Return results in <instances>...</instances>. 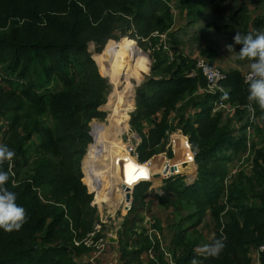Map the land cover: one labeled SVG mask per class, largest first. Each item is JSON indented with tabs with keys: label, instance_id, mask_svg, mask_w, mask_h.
<instances>
[{
	"label": "trees",
	"instance_id": "1",
	"mask_svg": "<svg viewBox=\"0 0 264 264\" xmlns=\"http://www.w3.org/2000/svg\"><path fill=\"white\" fill-rule=\"evenodd\" d=\"M172 2L193 18L201 16L202 9H194L202 0H0V116L7 119L2 144L15 152L11 167L5 163L3 170L10 177L6 186L17 194V204L28 215L19 231L0 229V264H82L79 257L102 243L106 224L96 209L101 202L100 185L91 173L95 176L105 164L95 157L101 139L93 129L91 133L90 123L106 118L100 107L107 101L111 84L103 76L110 74L97 59L103 53L105 64L112 53L128 57L125 82L138 85L130 123L142 136L139 161L161 153L169 132L181 128L196 152L198 165L192 183L177 180L179 176L167 180L177 200L159 198L175 210L182 200L195 207L194 212L171 223L172 260H166L160 243L150 239L148 229L135 220H144L137 210L145 205L150 185L149 181L139 182L145 180L141 176L133 191L129 212L133 217L124 221L120 232L125 237L131 235L132 247L126 243L121 256L153 252L147 264H191L193 258L202 259L203 264H252L251 251L264 243V146L254 145L253 175L239 172L228 186L225 179L236 153L247 151L242 132L252 113L264 125V111L255 103L254 111L248 109V85L241 71L227 72L220 82L224 91H210L194 59L179 53L171 60L164 47L168 42L178 43L171 33L175 24ZM245 9L243 5L235 7L232 17L236 20ZM231 24L223 21L218 27L232 30ZM248 33L243 31V35ZM125 36L133 43L129 48L119 42ZM108 40L107 48L93 58L89 43L94 42L101 51ZM151 60V75L141 83ZM193 70L196 74L191 75ZM131 92L133 96L134 88ZM225 92L228 98L222 99ZM220 102L235 105V117L239 122L247 119L246 123L238 130L231 128L233 119L224 117V109L217 107ZM157 111H163L162 119L148 135L143 134L140 120ZM172 111L179 113L178 127L169 121ZM124 119L121 117V122ZM92 134L97 144L86 156L87 184L82 182V160L94 140ZM168 152L173 157L172 150ZM184 161L191 162L192 157L169 160L177 165V172ZM93 194L97 199L93 200ZM205 214L216 221L215 239L225 238L218 258L196 255L203 236L198 231L191 235V231L202 224ZM154 226L163 231L160 220ZM92 232L93 242L87 244L84 240ZM260 261L264 264V254Z\"/></svg>",
	"mask_w": 264,
	"mask_h": 264
},
{
	"label": "rangeland",
	"instance_id": "2",
	"mask_svg": "<svg viewBox=\"0 0 264 264\" xmlns=\"http://www.w3.org/2000/svg\"><path fill=\"white\" fill-rule=\"evenodd\" d=\"M241 5L246 7L245 12L239 15V17L235 20V18L232 17L234 8H240ZM172 6L175 16V24L171 30V33H173L177 37L178 43L173 45L172 43L168 42L164 47L171 60L179 55V53H183L184 55L196 61V69L199 60L205 58L206 60H210L212 63H214L212 65L218 68L220 67L226 72L238 69L241 71L243 76L246 72L250 71V61H241L239 59L238 52L242 46L234 45L235 50L232 52H229L225 46L233 43L232 38L237 31L241 32V34H243L244 30L249 31L254 35L258 33L264 34V0H202V3L198 4V7L194 9H202V13L199 18H193L192 16L188 15L186 11H183L178 7L176 2H172ZM223 21L232 23L231 25H233V29H220L218 27V23H222ZM129 38L123 37L119 42L126 46L129 45V48L133 45ZM109 41L111 40H108L105 43L101 51L96 50L97 46L94 42L89 43L88 50L92 54V57L94 58L96 56L97 58V55L101 54L107 48ZM204 51H207V53L203 54ZM103 54L100 57L98 56L97 59L100 60V64L102 65L103 69L110 74V77L108 75L103 76L111 84V90L107 95V101L100 107L101 110L106 111V118L104 120L93 119L90 125L91 133L93 129V131L101 139V145L98 147L95 157H97L98 155L99 161L105 164L104 169L98 171L95 175V181L96 185H100L101 194V202H99L96 206L97 214L99 215V218L105 222L106 230L103 231V234H105V236L102 239V245L100 244L98 249L97 247H95V249L92 250V252L88 255L79 257V261L83 262L82 264L89 261L93 264H124L125 261H128V264H147L149 259L153 256V252L151 251V253L144 252L140 257L136 255H129L127 256V258L121 256L122 247H125L126 243H128V247L131 248L132 240L131 235L125 237V235H121L120 232L124 228V221L127 218L130 220L133 217V214H129L133 204L130 208L125 207L124 202L128 203L130 201L126 199V191L122 187L123 185L129 186L133 197V191L136 185L135 183L137 182V177L139 176L145 178L144 181H149L150 185L144 195L145 205H140L137 210L138 216L143 217L144 220L142 222H140L138 219L135 220L139 223V225L148 229L150 239L158 241L160 243L161 250L163 253H165L166 260H172V257L169 254V251L172 250L171 241L174 236V230L171 228V223L176 222L192 211L194 212L195 207L191 203H188L187 200H182V204L178 205L180 206V208H178V210H175L174 206H170L166 203H160L159 198L164 196L165 200L168 201H172L174 199L177 200L176 193L170 190L167 186V180H170V178L179 176L177 180L182 179L184 183H192L197 179L198 165H195V163L193 164V161L183 162L181 165L182 167L179 168L178 172L177 169H175L174 172L176 173H172L170 177L167 175V172H172L171 168L173 166H177L174 164L172 165L169 160L174 159L176 156H178L182 160H188L191 157L194 158L193 155H195L196 152L192 149L191 143L189 145V142H187V139H189L188 136L186 135V139L185 136L179 133V131H182V129L176 128L175 130H171L169 132L168 139L164 144V150H162L161 153L155 154V157L153 159L150 158V160H147L148 165L144 163L140 164L137 161L136 153L135 151H132V148H136V151L138 153V146L142 141V136L133 129L130 121L132 112L135 110L133 109L136 102V98L134 100V95L137 93L138 85L135 87L133 85L121 87V69L124 66L125 56L115 55L114 53H112L110 54L111 58L107 61L108 64H105L106 59L103 57ZM153 62V60L150 61L149 73L141 83L146 81L151 75V66ZM112 81L114 83H112ZM133 88L134 95L132 96L131 91ZM117 96L125 97L130 103V105H128L126 108L121 109V116L125 118V122L116 120L118 111L115 110L112 99ZM234 106L235 105L233 104H228V106L223 110V114L225 118L233 119L230 126L231 128L234 127L235 129H237L240 128L241 125L246 123L247 119L239 122V120H237V118L235 117L236 111H234ZM192 111L193 109L191 108L185 113L186 115H189ZM172 112L170 113L169 121L174 126L178 127L177 114L179 113ZM110 114H112V117L109 119ZM162 116L163 111H157L156 113L152 114L149 119L142 118L140 122L143 127V134L148 135L149 130L155 127V122L160 121L162 119ZM112 121H116L118 126L120 127L117 145H120L122 147L121 151L124 155L123 160L125 164L118 172V176L120 175V178H118L117 180L115 178V182L117 183L114 185L115 189L109 190V187H107L106 190H103V182L109 180L108 178L110 175L108 174V171L111 169V165L107 162V157H110L112 154L109 156L107 154V151L109 148H111V145L115 143L114 136L111 137L107 133L113 130V125L111 124ZM6 124L7 119L0 116V144H2L5 139V134L2 129L6 127ZM242 133L246 136L247 151L236 153L237 155H235L234 160L228 164V174L225 179L226 186H228L235 180L239 172H245L247 173V175L254 174L253 170L255 163L253 162L254 154L252 152L254 149V145H256L257 148H261L262 146H264V125L261 123L258 116H256L254 119H249V123L244 128V131ZM237 134H239L238 131ZM36 137L37 136L35 134L33 139H36ZM93 138L94 140L88 146L87 152L82 160V171H84V173L86 172V156H88L91 146H95L97 144V139L94 135ZM173 138L175 139V141L172 140ZM189 148L192 149L193 153L189 150ZM168 149L172 150L173 157H169ZM120 154L121 152H119V156ZM136 169H138L139 171H136ZM131 172H133L134 174V183L127 182H130L131 180ZM157 173L163 175L162 178H155V174ZM83 177L85 179L87 177L86 174ZM84 179H82V182L87 183ZM257 185L258 189H262L260 184ZM89 192L94 193V191ZM92 196L93 200L97 199L95 194H93ZM257 200L259 201V198H257ZM222 218H225V214H222ZM202 219H204L202 224L200 223V225L196 226L197 228L195 230L191 231V235H194L196 231L202 234L203 243H201V245L206 244L207 241H212L217 236L215 230L216 221L213 218L209 217V215L206 216V214ZM156 220L161 221V225L163 227L162 232L154 226ZM96 228L100 230L101 225H96ZM93 235L94 232L90 233V235L84 240V242H86L87 244L93 242ZM121 238H123V241H121ZM133 238H138L139 241L142 239L138 236H133ZM258 249L259 248H254L250 253L251 256L249 255V257H252V264H261L260 254L262 253L259 254Z\"/></svg>",
	"mask_w": 264,
	"mask_h": 264
},
{
	"label": "clouds",
	"instance_id": "3",
	"mask_svg": "<svg viewBox=\"0 0 264 264\" xmlns=\"http://www.w3.org/2000/svg\"><path fill=\"white\" fill-rule=\"evenodd\" d=\"M162 37L165 39V35H162ZM232 39L233 43L226 45V49L229 52H232L235 50L234 45H242L238 52L239 59L241 61H250V72L244 78V83L248 85L249 91V95L247 97L249 104L247 107L250 111H254L252 105L255 103L259 106L260 110L264 111V34L258 33L253 35L252 33H248L247 35H243L241 32L237 31ZM222 91H224L223 88ZM227 98L228 93L225 92L222 96V99ZM234 108L236 110V106H234ZM184 136L186 137V135ZM14 157V150L10 149L7 144H0V229H3L5 232L9 233L13 231H19L28 221L26 209L18 205L16 202L17 194L15 192L9 191L8 187L6 186L10 177L9 172L3 170V165L7 163L10 168ZM154 157L155 156H153L151 159ZM137 161L142 164L139 161V157ZM83 175L85 176L84 171ZM224 247L225 238L221 237L219 239H213L210 243L198 246L195 251L197 257H202L203 259L218 258ZM191 264H203V260L193 258Z\"/></svg>",
	"mask_w": 264,
	"mask_h": 264
},
{
	"label": "bare ground",
	"instance_id": "4",
	"mask_svg": "<svg viewBox=\"0 0 264 264\" xmlns=\"http://www.w3.org/2000/svg\"><path fill=\"white\" fill-rule=\"evenodd\" d=\"M127 60H128V57H125V61H124V66L123 68L121 69V77H120V84H121V87L122 86H127V85H133L131 83H126L125 82V74H124V70H125V66L127 64ZM121 67V66H120ZM112 83H114L112 81ZM134 86V85H133ZM135 87V86H134ZM113 101V106L115 107V110L118 111L117 112V115H116V120L120 121V118L122 117V111L121 109L123 108H126L128 105H130V103L128 102V100L123 97V96H117L115 98L112 99ZM120 110V111H119ZM121 116V117H120ZM119 118V119H118ZM121 123V122H120ZM111 124L113 125V130L111 132H107L109 134V136L115 138V143H113L111 145V148L108 149L107 151V154L110 156V157H107V159H110V160H115L112 165L110 166V170L108 171V174L110 175V179L112 180L111 184L108 185L109 187V190H114V185L116 184L115 182V178L117 177L118 175V172L119 170L121 169V167L125 164L124 163V160H123V157L124 155L122 154V147L120 145H117V142H118V137H119V132H120V127L118 126L117 122L116 121H112ZM124 129V128H123ZM111 144V143H110ZM110 146V145H109ZM116 146V147H115ZM119 152H121L120 156H119ZM119 156V158H117ZM193 158V157H192ZM117 159V160H116ZM194 159V158H193ZM136 160V159H135ZM144 164H147L148 163H144ZM193 164H194V160H193ZM147 170V169H146ZM136 171H139L138 169H136ZM138 174V173H137ZM91 175L95 178L96 176H94L92 173ZM131 175V174H130ZM100 177V176H99ZM133 178V176H131V179ZM100 179V178H99ZM114 180V181H113ZM128 180V179H127ZM126 181V180H125ZM140 181H144V180H140ZM139 181V182H140ZM105 182V181H104ZM129 182V181H127ZM137 182V183H139ZM122 187V186H121ZM129 187V186H127ZM123 188V187H122ZM106 188L103 187V190H106Z\"/></svg>",
	"mask_w": 264,
	"mask_h": 264
},
{
	"label": "built area",
	"instance_id": "5",
	"mask_svg": "<svg viewBox=\"0 0 264 264\" xmlns=\"http://www.w3.org/2000/svg\"><path fill=\"white\" fill-rule=\"evenodd\" d=\"M212 64H214V63H212L210 60H206L205 58H202L198 62L197 70L200 71V73L207 79V84H208L207 85V89L208 90H210V91H216L217 89L222 90V88L220 86V82L227 77V73L223 69H221L220 67L219 68L215 67ZM249 72L250 71L246 72L243 75V81H244L245 76H247L249 74ZM194 74H195V71L192 72V75H194ZM227 106H228L227 103L220 102L217 107L218 108H226ZM234 111H235V108H234ZM254 118H255V116L252 113V119H254ZM183 136H184V134H183ZM172 140L175 141L174 138ZM187 142H188V139H187ZM189 150L192 152L191 148H189ZM132 151H135L136 157L138 159V153L136 151V148H132ZM193 156H194V159H195V155H193ZM145 163H147V162H145ZM124 204H125L126 208H130L132 206V200L130 202H128V203L124 202ZM258 251H259V254L260 253L264 254V243L259 247Z\"/></svg>",
	"mask_w": 264,
	"mask_h": 264
},
{
	"label": "water",
	"instance_id": "6",
	"mask_svg": "<svg viewBox=\"0 0 264 264\" xmlns=\"http://www.w3.org/2000/svg\"><path fill=\"white\" fill-rule=\"evenodd\" d=\"M135 98H136V94L134 95V100H135ZM136 108V103L134 104V108L133 109H135ZM132 109V110H133ZM179 133H183V131H179ZM183 135V134H182ZM139 136V135H138ZM192 150V149H191ZM194 160V163H195V165H196V161H195V159H192V161ZM175 169H177V166H173L172 168H171V171L172 172H174L175 171ZM198 171V170H197ZM167 175L170 177L171 176V174L170 173H168L167 172ZM162 176L163 175H161V174H159V173H157V174H155V178H162ZM123 188L125 189V191H126V199L127 200H129V201H131L132 199H133V197H132V194H131V189L129 188V187H127V186H124L123 185Z\"/></svg>",
	"mask_w": 264,
	"mask_h": 264
},
{
	"label": "crops",
	"instance_id": "7",
	"mask_svg": "<svg viewBox=\"0 0 264 264\" xmlns=\"http://www.w3.org/2000/svg\"><path fill=\"white\" fill-rule=\"evenodd\" d=\"M236 70H238V69H236ZM240 71V70H239ZM118 158V157H117ZM117 160V159H116ZM115 160H110V159H108V163L110 164V165H112V163L114 162ZM132 176H133V178L130 180V182H128V183H133L134 182V180H135V178H134V174H133V172H131L130 173ZM120 176V175H119ZM118 175H117V177H116V180L118 179V178H120ZM109 180H107L106 182H103V187L104 188H106V187H108V185L112 182L111 181V179H110V177L108 178ZM125 181V180H124ZM117 184V183H116Z\"/></svg>",
	"mask_w": 264,
	"mask_h": 264
}]
</instances>
